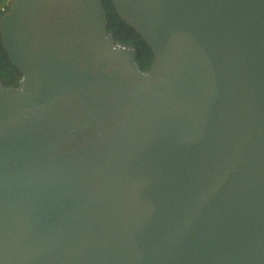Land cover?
I'll return each instance as SVG.
<instances>
[{
	"label": "water",
	"instance_id": "1",
	"mask_svg": "<svg viewBox=\"0 0 264 264\" xmlns=\"http://www.w3.org/2000/svg\"><path fill=\"white\" fill-rule=\"evenodd\" d=\"M11 0L0 264H264V0Z\"/></svg>",
	"mask_w": 264,
	"mask_h": 264
},
{
	"label": "trees",
	"instance_id": "2",
	"mask_svg": "<svg viewBox=\"0 0 264 264\" xmlns=\"http://www.w3.org/2000/svg\"><path fill=\"white\" fill-rule=\"evenodd\" d=\"M3 0H0V4ZM109 16V29L117 39L135 44L138 48V61L144 68L149 67L154 58V51L146 39L130 26L119 14L113 0H104ZM22 76L19 68L12 63L7 49L2 44L0 31V79L6 84H18Z\"/></svg>",
	"mask_w": 264,
	"mask_h": 264
},
{
	"label": "built area",
	"instance_id": "3",
	"mask_svg": "<svg viewBox=\"0 0 264 264\" xmlns=\"http://www.w3.org/2000/svg\"><path fill=\"white\" fill-rule=\"evenodd\" d=\"M11 0H3L0 4V17L9 8Z\"/></svg>",
	"mask_w": 264,
	"mask_h": 264
}]
</instances>
